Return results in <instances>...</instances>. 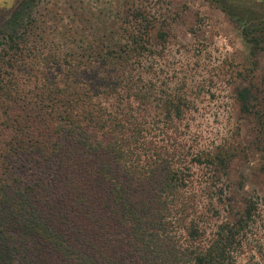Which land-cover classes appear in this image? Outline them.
<instances>
[{"label": "trees", "instance_id": "16d2710c", "mask_svg": "<svg viewBox=\"0 0 264 264\" xmlns=\"http://www.w3.org/2000/svg\"><path fill=\"white\" fill-rule=\"evenodd\" d=\"M41 74L24 87L0 78V264H264L250 237L258 201L210 223L216 184L193 175H219L223 159L172 130L188 110L180 94L167 119L148 120L154 109L117 72L80 87L73 73ZM237 95L246 111L250 90Z\"/></svg>", "mask_w": 264, "mask_h": 264}, {"label": "rangeland", "instance_id": "374dc122", "mask_svg": "<svg viewBox=\"0 0 264 264\" xmlns=\"http://www.w3.org/2000/svg\"><path fill=\"white\" fill-rule=\"evenodd\" d=\"M14 32L16 51L7 42ZM137 36L145 48L134 54ZM34 70L47 81L73 73L79 87L117 72L154 109L148 120L167 119L165 100L180 94L188 110L172 130L189 149L220 151L223 159L219 175L212 168L193 175L216 184L210 223L233 222L258 201L250 237L264 251V1L0 0V78L24 87ZM243 87L246 111L237 95Z\"/></svg>", "mask_w": 264, "mask_h": 264}]
</instances>
